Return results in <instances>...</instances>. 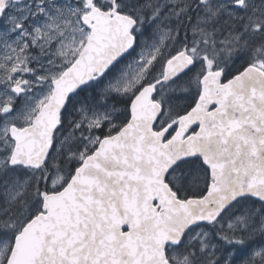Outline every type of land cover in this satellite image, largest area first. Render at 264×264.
Returning <instances> with one entry per match:
<instances>
[{
  "label": "snow or ice",
  "instance_id": "obj_1",
  "mask_svg": "<svg viewBox=\"0 0 264 264\" xmlns=\"http://www.w3.org/2000/svg\"><path fill=\"white\" fill-rule=\"evenodd\" d=\"M262 77L264 0H0V264H264V161L174 139Z\"/></svg>",
  "mask_w": 264,
  "mask_h": 264
},
{
  "label": "water",
  "instance_id": "obj_2",
  "mask_svg": "<svg viewBox=\"0 0 264 264\" xmlns=\"http://www.w3.org/2000/svg\"><path fill=\"white\" fill-rule=\"evenodd\" d=\"M179 125L174 139L207 144L221 160L264 161V77L202 89Z\"/></svg>",
  "mask_w": 264,
  "mask_h": 264
},
{
  "label": "flooded vegetation",
  "instance_id": "obj_3",
  "mask_svg": "<svg viewBox=\"0 0 264 264\" xmlns=\"http://www.w3.org/2000/svg\"><path fill=\"white\" fill-rule=\"evenodd\" d=\"M199 95H200V94H199ZM197 100H198V99H197ZM197 100H196V102H197ZM195 104H196V103H195ZM193 107H194V106H193ZM196 130H197V128H196ZM192 133H195V132H192V131H191L190 134H192Z\"/></svg>",
  "mask_w": 264,
  "mask_h": 264
},
{
  "label": "trees",
  "instance_id": "obj_4",
  "mask_svg": "<svg viewBox=\"0 0 264 264\" xmlns=\"http://www.w3.org/2000/svg\"><path fill=\"white\" fill-rule=\"evenodd\" d=\"M186 103V102H185Z\"/></svg>",
  "mask_w": 264,
  "mask_h": 264
}]
</instances>
